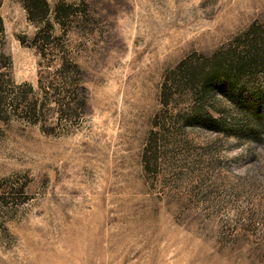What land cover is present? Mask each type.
Returning <instances> with one entry per match:
<instances>
[{"label":"rangeland","instance_id":"374dc122","mask_svg":"<svg viewBox=\"0 0 264 264\" xmlns=\"http://www.w3.org/2000/svg\"><path fill=\"white\" fill-rule=\"evenodd\" d=\"M263 43L264 0H0V264H264V70L196 75Z\"/></svg>","mask_w":264,"mask_h":264},{"label":"trees","instance_id":"16d2710c","mask_svg":"<svg viewBox=\"0 0 264 264\" xmlns=\"http://www.w3.org/2000/svg\"><path fill=\"white\" fill-rule=\"evenodd\" d=\"M258 49L259 48L252 46L249 50L251 55L248 54L246 58L239 56L229 61L226 65H221L220 61H215L212 64H209L207 69H205L206 67L198 68V72L196 75H198V78L200 80L201 90L206 91L209 81L212 80L216 75L223 76L232 84V82L235 83L236 80L241 77V72L244 71L247 66L256 64L260 65L264 70V58H262L261 55L259 56L260 51L258 52ZM251 101V115L259 119L260 114L264 115V99L262 100L259 98H255Z\"/></svg>","mask_w":264,"mask_h":264}]
</instances>
